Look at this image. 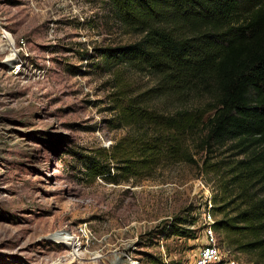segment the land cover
I'll list each match as a JSON object with an SVG mask.
<instances>
[{"label":"rangeland","instance_id":"obj_1","mask_svg":"<svg viewBox=\"0 0 264 264\" xmlns=\"http://www.w3.org/2000/svg\"><path fill=\"white\" fill-rule=\"evenodd\" d=\"M137 39L104 0H0V264H187L203 244L200 215L208 201L219 206L212 199L229 179L223 163L231 153L208 157L188 141L194 163L166 165L149 179L83 175L85 156L128 133L109 111L116 82L91 64L102 49ZM122 83L142 94L155 80L131 70ZM181 218H197L176 224L190 230L185 237L164 228ZM79 224L92 237L75 252L57 238ZM217 234L227 258L255 264Z\"/></svg>","mask_w":264,"mask_h":264},{"label":"trees","instance_id":"obj_2","mask_svg":"<svg viewBox=\"0 0 264 264\" xmlns=\"http://www.w3.org/2000/svg\"><path fill=\"white\" fill-rule=\"evenodd\" d=\"M104 1L116 23L138 37L102 49L91 64L116 82L109 111L128 133L85 156L83 175L114 184L149 179L166 165L194 163L188 141L208 157L231 153L223 163L229 179L212 199L221 214L213 228L226 248L264 264V0ZM131 70L151 76L154 86L124 92ZM178 221L164 228L191 227L197 218ZM189 233L178 226L173 235Z\"/></svg>","mask_w":264,"mask_h":264},{"label":"built area","instance_id":"obj_3","mask_svg":"<svg viewBox=\"0 0 264 264\" xmlns=\"http://www.w3.org/2000/svg\"><path fill=\"white\" fill-rule=\"evenodd\" d=\"M215 222L213 205L211 201H208L207 205L203 207L199 219L203 244L197 247L196 252L187 264H237L235 260L227 258V254L221 251L217 237L218 234L213 228ZM91 237L92 234L87 225L79 224L74 231L64 237V241L71 249L78 252L87 247ZM131 264L140 263L132 262ZM161 264H168V262L164 260Z\"/></svg>","mask_w":264,"mask_h":264},{"label":"bare ground","instance_id":"obj_4","mask_svg":"<svg viewBox=\"0 0 264 264\" xmlns=\"http://www.w3.org/2000/svg\"><path fill=\"white\" fill-rule=\"evenodd\" d=\"M8 38V37H7ZM9 44H11V43H9ZM60 238V240H65L64 238H62V236H59L57 239H59Z\"/></svg>","mask_w":264,"mask_h":264}]
</instances>
